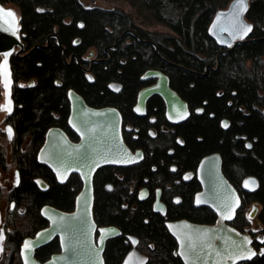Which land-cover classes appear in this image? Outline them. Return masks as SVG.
<instances>
[{
    "label": "trees",
    "instance_id": "16d2710c",
    "mask_svg": "<svg viewBox=\"0 0 264 264\" xmlns=\"http://www.w3.org/2000/svg\"><path fill=\"white\" fill-rule=\"evenodd\" d=\"M0 1L19 8L26 50L36 44H48L37 47L26 57H12L16 102L12 119L21 139L28 135L31 142L28 153L19 151V158L25 160L28 155L23 164H27L25 170L29 173L26 199L35 218L32 222L39 219V205L44 201L64 210L72 209L74 195L82 186L77 174L71 175L67 183L58 184L52 173L44 170L35 159L36 149L47 129L65 122L70 106L68 90L75 89L91 106L123 104L129 109L142 84L141 73L151 67L165 71L170 76L171 86L192 106L206 102L205 112L193 114L186 123L192 127L193 139L201 135L203 139L214 137L230 167L237 169L238 174L258 175L264 186V114L257 108L264 101L259 93L264 78L261 59L264 54V0H251L247 12L254 25L251 37L262 38L240 42L221 53L219 66L210 69L206 76L196 72H202L207 63L215 66L217 54L222 50L208 28L215 13L226 8L231 0H128L136 14L119 7H86L79 0ZM136 15L143 23L164 24L174 34L143 29L137 24ZM127 29L130 31L120 37L117 47L110 48L109 60L92 64L91 77L85 69L90 65L88 61L79 59V64L74 59L71 64L66 63L65 57L69 59L72 53L82 58L91 49L97 51L99 57L108 58L105 47L113 45ZM54 32L57 36L48 40ZM77 37L80 41L75 44ZM248 59L252 61L250 67ZM31 80L33 84H29ZM111 81L121 82L122 90L118 93L111 90L108 87ZM210 112H214L213 118ZM222 117L230 120L227 130L220 127ZM235 134L243 137L235 138ZM245 140L251 141V150L244 147ZM36 175L52 180L51 188L41 191L33 181ZM105 179V170L100 168L96 172L95 214L98 221L116 223L128 231L139 230L161 242L165 233L159 223L155 229L144 223L145 217L151 215L150 206L143 204L132 209L131 205H123V193L107 192L103 186ZM124 248L121 239L111 241L110 264H117L115 260L121 257ZM53 249L54 242L40 248L39 254ZM163 250L155 256L159 264L173 263L170 249ZM245 264H264V259L256 256Z\"/></svg>",
    "mask_w": 264,
    "mask_h": 264
},
{
    "label": "flooded vegetation",
    "instance_id": "af4514ba",
    "mask_svg": "<svg viewBox=\"0 0 264 264\" xmlns=\"http://www.w3.org/2000/svg\"><path fill=\"white\" fill-rule=\"evenodd\" d=\"M86 7H90V5L87 4ZM79 25H82L81 21L79 22ZM252 31L253 28L244 41L259 40L262 38L251 37ZM50 37L51 36L49 35L48 40ZM119 39L118 37L116 38L117 45ZM79 41L80 39L77 37L75 38L74 43L77 44ZM113 47V45L105 47V51L109 56L108 58L99 57L98 54H96L98 58L95 57L94 49H91L94 50L92 56L89 55L91 52V50H89V52L84 54L82 58L76 53H72L70 58L75 54L77 55L75 56L76 62H78V58L80 60L83 59L88 61L90 64L89 67L92 69V64L99 60H95L94 62L91 60L93 58L104 59L102 61L109 60L112 56L110 48ZM232 47H222V52L220 51L217 54L216 65L213 66L211 63H207L202 72L196 73L206 76L210 69H216L219 66L218 60L220 54ZM16 50L17 49H15L10 56L11 65L12 57L16 56ZM26 51L27 50L25 49L24 52ZM263 57L264 54L261 58L264 61ZM1 58L2 55H0V59ZM208 65H211V67H208ZM251 65L252 61L250 66ZM150 69L157 68L151 67L145 69L141 73L140 80L142 81V84L137 89L135 101L132 102L129 109L123 104V107L109 105L116 107L121 112L124 140L134 153L139 150L141 152L140 155L137 160L131 164H105L99 167L97 171L100 168H104L106 178L103 184L104 189L107 192L117 191L118 193H123V196H121L123 205H131L132 209H137V207L143 204L147 206L149 205L151 208V215L145 217L144 223L149 225L151 229H155L159 223L165 234L162 241L159 242V240L153 237V235L151 237L146 236L139 230L128 231L124 230L121 225L116 223L99 222L95 214L96 171L94 175L95 199L93 205V217L97 224L94 234L95 244L99 245L101 237V231L99 228L113 226L118 229V232L107 236L105 239L102 253L104 264H110L111 262V241L115 239H121L125 247L121 257L119 256V258L115 260V263L117 262V264H159V261L155 256L157 253L162 252V247H165L166 251L170 249V253L173 257V263L171 264H188L179 253L180 240L171 231L168 222L187 220L195 224L217 225L222 221L221 216L207 203L209 198H203L200 203L197 201V195L203 193L205 190L204 181L199 174V164L203 157L212 153H219L221 155L222 173L229 181L232 188L236 191L239 198V205L235 211V216L231 220L225 222L247 234L251 238V244L255 249V254L252 258L244 259L234 264H245L256 256L264 259L263 180L252 172H242L238 174L237 169L230 167L226 162L227 159L225 154L215 144L214 137L211 139L204 137L203 139L201 138V135V137H197V140L193 139V133L190 130L192 127L186 123L193 114L202 115L205 112L206 102H204L203 105L192 106L189 101L184 99L176 90L178 94L187 101L190 112L185 119L180 121H173L169 118L167 103L160 94H152L143 104L140 103L138 100L140 91L157 81V78L154 77L142 79ZM163 72L167 74L165 71ZM13 87L12 98L14 104L12 110L9 112L8 107H4V110H2L1 105L4 103V100L3 102H0V113L5 114L3 120L0 119V203H3L2 205H4V211L0 209L1 264H24L22 249L25 240L34 237L40 230L50 225L49 219L42 213L43 207L45 205L57 207L50 202H42L39 205L37 214L39 219L32 222L35 218L29 211V201L26 199V195L29 191V173L25 170L27 164H23L28 158V155H26L25 160L19 158V151L27 154L31 142L28 135L25 139H21L12 119V114L16 107V102L13 96ZM109 88L118 93L122 90L123 85L120 88ZM259 93L264 97V78ZM257 108L264 114V101L263 104L257 105ZM70 113L71 103L63 125L57 124L51 127L62 128L72 140L76 141L79 139V136L69 123ZM209 116L213 118L215 116L214 112H210ZM225 123L228 127H224ZM219 124L220 127L227 130L230 126V120L227 117H222L219 120ZM9 126L12 129L11 135L7 132ZM51 127L47 129L41 144L37 147L35 159L43 166L44 170L47 169L52 173L58 184H65L68 182L71 175L79 174L74 172L70 173L66 181L60 182L52 168L47 164L40 162L38 158L39 151L45 143L47 132ZM239 137L242 138L243 136L235 134V138ZM196 141H202V143H197ZM244 147L246 150H251V141L245 140ZM143 164H147L148 166L141 167ZM12 165L14 166L13 168H11ZM38 179H42L45 184H41ZM33 181L43 192L51 188L52 180L45 176L36 175L33 177ZM121 182H125L126 185H120ZM78 192L74 195L73 208L66 211L74 210ZM255 215H258L256 229L249 226ZM52 242H54V249L52 251L46 254H39L40 248ZM61 249V236L56 234L50 241L35 250V257L40 261H45L50 258L53 253L60 252ZM130 255L132 260L127 262Z\"/></svg>",
    "mask_w": 264,
    "mask_h": 264
},
{
    "label": "water",
    "instance_id": "95a60500",
    "mask_svg": "<svg viewBox=\"0 0 264 264\" xmlns=\"http://www.w3.org/2000/svg\"><path fill=\"white\" fill-rule=\"evenodd\" d=\"M249 6L250 0H231L226 8L215 13L208 32L220 46L232 47L246 40L253 28L252 22L247 18ZM9 11L15 13V16L9 15ZM127 31L130 29L125 30L118 39ZM52 35L57 36V33L50 36ZM22 36L19 12L15 7L0 1V83L4 89L2 110L8 107L11 111L14 104L12 87L15 81L10 59L13 51L17 49L16 57L23 58L37 47L48 46L36 44L24 52ZM113 46H117V41ZM93 54L94 50H91L89 55ZM75 56L77 55H72L70 60L65 57L66 63L71 64ZM95 60L104 59L93 58L91 61ZM85 69L91 77V67ZM147 77L157 78V81L140 91V103L143 104L152 94L157 93L166 101L171 120L180 121L190 114L187 101L172 88L167 74L158 69H150L142 79ZM33 83L34 80L29 82ZM19 84L23 85L24 82ZM121 86L122 84L116 81L109 83L111 88ZM68 98L71 103L69 123L79 139L74 141L62 128L51 127L38 158L40 162L52 168L60 182L66 181L70 173H78L82 186L76 196L74 210L66 211L52 205L43 207L42 213L49 219L50 225L25 240L22 249L24 264H104L102 253L105 239L118 232V229L113 226L99 228L101 237L99 245L95 244L97 224L93 217L94 175L97 169L105 164H131L141 153L139 150L134 153L126 144L122 133V115L116 107L91 106L73 88L68 90ZM221 164L219 153L202 158L199 174L204 181L205 190L197 195V201L200 203L203 198H209L207 203L221 216L222 221L217 225L195 224L187 220L168 222L169 228L180 240L179 253L188 264H234L250 259L255 254L251 238L225 222L235 216L239 198L223 175ZM38 180L45 184L42 179ZM56 234L61 236V251L53 253L45 261L38 260L35 250ZM25 245L30 247L26 248ZM130 260L131 255L127 262Z\"/></svg>",
    "mask_w": 264,
    "mask_h": 264
},
{
    "label": "rangeland",
    "instance_id": "374dc122",
    "mask_svg": "<svg viewBox=\"0 0 264 264\" xmlns=\"http://www.w3.org/2000/svg\"><path fill=\"white\" fill-rule=\"evenodd\" d=\"M82 4L87 5L90 4V6H99V7H103V8H107V7H119L121 9H124L127 12H131L133 14H136L135 10L133 9L131 3L128 0H79ZM8 6H12L15 7L17 9V11L19 12V8L13 4V3H8ZM137 17V15L135 16V18ZM136 22L139 26H141L143 29L149 30V31H158V32H164V33H169V34H174V31L169 28L168 26L164 25V24H160V23H155V24H148V23H143L138 17L136 18ZM97 51H95V57L98 58V56L96 55ZM264 58V57H263ZM251 64V60L247 61V66H250ZM85 68H90V67H85ZM87 71V69H86ZM4 100V91L2 89V86L0 84V102H3ZM5 114L0 113V119L3 120ZM14 166L12 165L11 168H13ZM3 203H0V209L2 211H4V205H2ZM261 207V206H260ZM250 211V208H249ZM248 211V212H249ZM257 219H258V215H255L252 218L251 224L249 226H251L252 228H257ZM1 264V262H0Z\"/></svg>",
    "mask_w": 264,
    "mask_h": 264
},
{
    "label": "snow or ice",
    "instance_id": "6c2138e0",
    "mask_svg": "<svg viewBox=\"0 0 264 264\" xmlns=\"http://www.w3.org/2000/svg\"><path fill=\"white\" fill-rule=\"evenodd\" d=\"M9 15H11V16H15V13H13V12H11V11H9ZM249 31L251 30L250 28L248 29ZM246 34V33H245ZM118 90V89H117ZM139 110V109H138ZM9 111H10V109H9ZM224 127H228V125L225 123L224 124ZM7 132L11 135L12 134V129L11 128H8L7 129ZM17 176H18V174H17ZM143 198V197H142ZM25 247L26 248H29L30 247V245H25Z\"/></svg>",
    "mask_w": 264,
    "mask_h": 264
}]
</instances>
